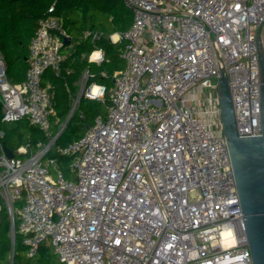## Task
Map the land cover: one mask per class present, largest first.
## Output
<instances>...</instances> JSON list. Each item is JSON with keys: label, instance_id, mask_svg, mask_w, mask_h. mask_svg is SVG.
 Instances as JSON below:
<instances>
[{"label": "built area", "instance_id": "built-area-1", "mask_svg": "<svg viewBox=\"0 0 264 264\" xmlns=\"http://www.w3.org/2000/svg\"><path fill=\"white\" fill-rule=\"evenodd\" d=\"M123 1L132 23L108 39L124 42L125 66L110 87L89 82V71L79 81L80 95L108 94L110 106L59 148L74 155L71 177L47 157L67 120L53 134L54 94L43 84L70 36L63 18L51 5L37 20L20 82L0 48V123L26 118L49 138L9 158L0 128V223L6 212L30 257L48 240L61 264H253L219 77L239 135H261L264 0ZM104 59L102 48L88 57Z\"/></svg>", "mask_w": 264, "mask_h": 264}, {"label": "trees", "instance_id": "trees-1", "mask_svg": "<svg viewBox=\"0 0 264 264\" xmlns=\"http://www.w3.org/2000/svg\"><path fill=\"white\" fill-rule=\"evenodd\" d=\"M54 5V14L61 16L71 37L69 44L60 49L59 71L48 68L44 80L50 82L54 94L55 111L50 129L56 134L62 122L66 126L58 135L47 157L57 164L67 177L73 176L69 167L74 155L61 154L59 148L81 138L97 116L106 117L110 106L107 94L103 101L82 98L76 111L67 119L72 109L71 94L83 73L89 71V82L113 85L114 74L125 66V44L112 43L111 34L125 32L131 25L133 14L123 0H0V48L6 58L8 74L15 81L24 79L29 64V43L34 35L37 20ZM97 37H94V35ZM102 48L105 59L97 64L88 60L94 49ZM43 80V84L45 81ZM3 141L11 150L26 146L29 153L37 150L38 143H47L45 130L22 119L0 123ZM17 225V221H16ZM11 224L6 212L0 223V264H61L52 247H39L30 257L23 242V234L16 232L12 245Z\"/></svg>", "mask_w": 264, "mask_h": 264}, {"label": "water", "instance_id": "water-1", "mask_svg": "<svg viewBox=\"0 0 264 264\" xmlns=\"http://www.w3.org/2000/svg\"><path fill=\"white\" fill-rule=\"evenodd\" d=\"M70 42V36L64 38V45ZM262 80L261 135L241 137L237 130L227 76L223 70L219 77L223 133L227 139L253 264H264V66ZM86 128L88 129V126ZM3 148L9 158L15 156L6 142H3ZM14 243L15 235L12 237L13 246Z\"/></svg>", "mask_w": 264, "mask_h": 264}, {"label": "rangeland", "instance_id": "rangeland-1", "mask_svg": "<svg viewBox=\"0 0 264 264\" xmlns=\"http://www.w3.org/2000/svg\"><path fill=\"white\" fill-rule=\"evenodd\" d=\"M189 97L191 98V95H189ZM71 98H72V106H74V110L73 112L76 111L77 107L79 106L82 98H84V96L80 95L79 93V85H78V88L76 91H74L72 94H71ZM68 117V116H67ZM23 158L27 157V155H22ZM52 172H54L52 170ZM47 246H50L48 240L45 241L43 244H42V247H47ZM51 247V246H50Z\"/></svg>", "mask_w": 264, "mask_h": 264}, {"label": "crops", "instance_id": "crops-1", "mask_svg": "<svg viewBox=\"0 0 264 264\" xmlns=\"http://www.w3.org/2000/svg\"><path fill=\"white\" fill-rule=\"evenodd\" d=\"M130 9V8H129ZM131 10V9H130ZM98 64V63H97ZM25 76V75H24ZM43 80H44V77H43ZM45 81V84H49L50 85V82H48V81H46V80H44ZM78 85H79V81L76 83V87L78 88Z\"/></svg>", "mask_w": 264, "mask_h": 264}]
</instances>
